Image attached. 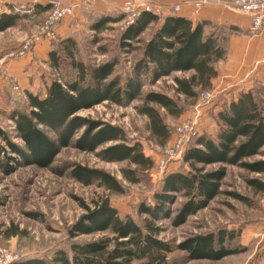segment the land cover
Segmentation results:
<instances>
[{
  "label": "rangeland",
  "instance_id": "1",
  "mask_svg": "<svg viewBox=\"0 0 264 264\" xmlns=\"http://www.w3.org/2000/svg\"><path fill=\"white\" fill-rule=\"evenodd\" d=\"M109 1V9L77 12L55 25L56 36L48 40L47 46L57 52L59 67L48 64V54L38 50L33 59L21 60V56L34 48L21 54L22 41L44 24L48 12L22 17L15 26L0 32V125L9 131L13 143L23 145L12 129L14 123L10 114L13 110H29L26 94L29 92L43 97L50 81L62 82L77 74L60 46L65 38L74 42V58L86 69L85 79L89 78L90 68L112 61L115 65L108 79L119 77V88L122 90L128 79L126 77L131 75L141 56L140 44L135 42L127 46L120 42V32L126 26L129 14L123 10L125 0ZM144 1L162 13L161 6L157 4L159 0ZM121 13L124 16L118 22L109 21L97 28L93 26L106 15L118 16ZM214 31L220 37H226L228 33L223 27ZM256 32L248 31L249 34ZM149 34L150 29L142 37L146 38ZM29 61L34 63L35 69L34 74L27 77ZM191 74L190 71L173 72L152 80L141 70L139 80L142 85L133 97L122 91L114 100H104L92 107L79 109L74 114L81 118L79 127L70 133L66 145L59 149L48 166L25 164L0 140L4 149L0 152V248L6 249L12 256L8 264H22L30 258L50 261L58 250L69 255L71 243L108 236V232L97 231L72 237L69 229L88 209L92 210L103 202L112 205L120 217L128 215L136 222H142L146 215L138 213L140 203L154 204V193L160 191L162 180L168 173L190 171L188 162L184 161V150L194 146L199 135L215 136L218 130L219 111L214 109V98L217 97L214 86L196 88L195 96L177 91L174 78H188ZM253 86L264 108V78L255 80ZM207 92L212 93V98H206L204 94ZM154 94L167 96L173 103L165 107L151 96ZM195 110L199 112V133L184 146L180 156L167 160L161 168L160 161L166 160L165 149L173 141L175 126L193 116ZM148 111L159 114L167 126V136L152 129ZM101 127L113 129L109 128L105 133V141L92 147V136ZM41 128L50 137L56 138L52 129ZM111 135H116V138H111ZM114 145L132 146L134 151L125 158L107 152ZM260 151V154L243 160L254 162L264 159V146ZM220 166L225 167L226 173L212 200L197 213L189 215L183 223L174 224L172 219L187 197L173 194L174 201L167 205L169 217L156 222L161 227L157 237L178 244L198 233L228 229L235 233L232 246L243 249L218 260L189 259L185 250H173L164 262L156 264H263L264 192L251 187L246 179L264 181V173L251 172L238 164H195V168L199 169L197 173ZM79 167L92 173L80 179L75 174ZM97 171L104 175L101 177ZM232 193L245 199L239 200ZM133 264L146 263L141 260Z\"/></svg>",
  "mask_w": 264,
  "mask_h": 264
},
{
  "label": "trees",
  "instance_id": "2",
  "mask_svg": "<svg viewBox=\"0 0 264 264\" xmlns=\"http://www.w3.org/2000/svg\"><path fill=\"white\" fill-rule=\"evenodd\" d=\"M47 6L49 8V3ZM123 16L122 13L118 16L106 15L93 26L97 28L109 21L118 22ZM20 17L17 13L1 14L0 31L15 25ZM149 29L150 34L143 38L142 34ZM119 39L127 46L138 42L141 53L133 72L126 77L128 79L122 90L119 88V77L108 79L113 72L114 62L90 68L89 78L85 79L86 69L74 58V42L70 38L63 39L60 46L76 70L75 77L62 82L53 79L43 97L28 92L26 96L29 110L11 112L10 118L14 123L12 129L22 141V146L13 143L9 131L0 125V140L22 162L42 167L51 164L54 155L66 145L67 137L80 125L81 118L76 117L75 112L104 100H114L122 91L130 97L136 95L142 85L139 80L141 70L152 80L173 72L190 71L192 74L188 78L175 77L174 81L179 93L195 96L196 88H209L212 85V79L218 73L215 64L227 52L225 37H220L215 31L205 34L202 23H192L181 15L162 16L150 10H141L132 22L127 23L121 30ZM48 56L50 65L59 67L57 52L50 50ZM238 94L236 100H230L218 113V130L215 136L201 134L194 146L184 150V161L188 162L191 170L168 173L162 180L160 191L154 193V204L140 203L138 213L146 215L142 222L138 223L128 215L120 217L112 205L103 202L92 210L88 209L69 229L72 237L97 231L108 232V236L83 243H71L69 255L58 250L50 261L30 258L22 264H133L141 260L146 264H156L164 262L167 254L173 250H185L189 259L209 260H218L242 250L243 247L231 244L235 237L233 230L218 229L198 233L183 242L173 244L157 237L161 227L156 225L157 221L169 217L167 205L174 201L173 194L180 193L187 197L172 219L174 224H181L189 215L205 207L218 193L220 180L226 173L225 167L197 173V162L202 165L238 164L251 172L264 173V159L254 162L243 160L260 154V149L264 146V108L255 90L241 91ZM151 96L165 107L173 103L167 96ZM148 112L152 119V129L167 136V126L163 124L159 114ZM41 127L52 129L56 138L50 137ZM109 128L111 127H101L94 132L92 147L105 141L104 135ZM115 136L111 135V138H116ZM2 149L0 145V152ZM109 151L125 158L134 149L132 146L114 145L107 152ZM75 171L80 179H85V176L92 173L82 167ZM97 173L101 177L104 175L98 171ZM246 181L254 189L264 192V181L257 178ZM232 194L239 200L245 199L244 196Z\"/></svg>",
  "mask_w": 264,
  "mask_h": 264
},
{
  "label": "crops",
  "instance_id": "3",
  "mask_svg": "<svg viewBox=\"0 0 264 264\" xmlns=\"http://www.w3.org/2000/svg\"><path fill=\"white\" fill-rule=\"evenodd\" d=\"M48 2L49 0H0V15L17 13L21 16L19 18L21 19L25 16L29 17L33 13H47ZM157 2L161 6L162 12L158 14L162 16L166 14L181 15L191 20L192 23H202L205 34L214 31L217 27H223L228 30L225 37V49L227 52L223 59L216 62L215 66L218 73L212 79V86L217 92V97L214 98V109L216 111H222V108L230 100H236L239 92L253 91L254 81L264 78V26L258 32L249 34L250 21L245 12L216 2L203 4L197 13L194 11L191 0H159ZM178 3H180L178 11L168 9V7ZM110 4L109 0H97L91 12L109 9ZM100 5L104 6L101 7ZM45 6L47 8L43 9ZM81 11L86 12L76 9L72 16ZM15 25L6 27V29ZM209 26L211 27L210 29H208ZM47 45L48 41L35 44L31 52L21 56V60L33 59L34 55H37V50L48 54L50 49ZM47 63L49 64V60ZM27 69L29 70L26 72L27 77L34 74V63L30 62ZM221 105L223 106L221 107Z\"/></svg>",
  "mask_w": 264,
  "mask_h": 264
},
{
  "label": "built area",
  "instance_id": "4",
  "mask_svg": "<svg viewBox=\"0 0 264 264\" xmlns=\"http://www.w3.org/2000/svg\"><path fill=\"white\" fill-rule=\"evenodd\" d=\"M97 0H49V8L47 10V18L42 26L35 31L32 35L24 38L21 54L27 53L35 44L54 39L56 36L55 25L62 21L63 18L72 16L76 9H80L86 12H91L94 4ZM194 11L197 13L200 7L207 2L223 3L228 7L237 8L240 11L245 12L250 21V31H258L264 26V0H191ZM180 3L168 7L173 11H178ZM126 13L129 14L128 22L133 21L135 16L141 10H150L156 14L159 11L152 8V4L145 2L144 0H125V6L123 8ZM212 93L207 92L204 95L206 98H212ZM198 117L199 112L195 110L193 116L187 117L179 122L173 131V141L167 145L165 149L166 160L160 161V167H164L167 160L174 159L180 156L184 146L196 137L199 133L198 130ZM12 260V256L6 251V249L0 248V264H8Z\"/></svg>",
  "mask_w": 264,
  "mask_h": 264
}]
</instances>
